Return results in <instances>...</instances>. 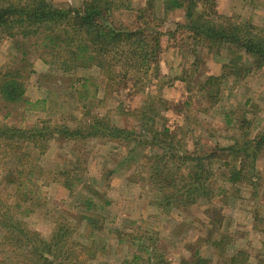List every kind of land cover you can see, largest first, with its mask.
Returning a JSON list of instances; mask_svg holds the SVG:
<instances>
[{
  "label": "rangeland",
  "instance_id": "374dc122",
  "mask_svg": "<svg viewBox=\"0 0 264 264\" xmlns=\"http://www.w3.org/2000/svg\"><path fill=\"white\" fill-rule=\"evenodd\" d=\"M129 2L137 8L143 0ZM214 2L220 15L241 25L264 27V0ZM53 3L57 6L80 5L79 0H53ZM163 17L164 33H169L174 23L184 22L180 12H167ZM171 37L162 38L165 49L159 60L162 80L154 83L152 89L139 92L129 81L114 92L109 90L114 93L111 96L108 91H102L99 96L107 99L104 104L89 100L91 105L87 101L94 96L95 85L83 88L77 82L87 73L64 75L49 70L41 57L49 60L46 50L31 48L30 43L27 47L31 48V53L28 51L24 72L28 76L24 82V98L30 105L6 106L1 103L0 122L27 130L40 127L45 134L51 135L56 127L64 131L81 125L79 122H88L91 116H82L81 112H91L108 118L118 128L138 134L140 122L133 117L132 111H142L155 104L153 100L152 105L149 104L150 98H155L157 88L163 86V101L155 104L161 111L155 129L161 133L167 129L170 136L175 134L179 143L173 145L175 149L183 147L185 152L192 154L197 147L202 153L212 151L221 158L211 164L215 175L206 185L211 187L206 197L198 204L189 201L188 206L172 209L169 213L158 210L154 204L160 201L162 193L159 187L146 181L150 159L158 147L140 145L137 141L118 143L99 138L77 143L53 134L52 140L48 136L47 147L46 143L40 150L32 151V147L22 146L3 158L1 168L10 171L16 164L25 168L16 177L11 176V180L7 178L1 182L0 179V198L12 202V185L22 180L27 184V189L19 193L26 200L24 210L34 201L37 204L35 208L32 206L33 213L25 219L29 230L48 240L55 221L64 222L71 228L70 239L80 246L86 247L93 242L94 245H90L96 256L93 264H122L135 253L147 259L151 250H156V254L169 264H182L184 258L188 260L196 251L202 256L209 255L207 240L209 243L224 241L226 258L243 253L246 259L249 257L247 262L250 264H264V145L257 152L255 162L252 158L247 159L254 178L251 183L226 184L218 169L219 162L235 163L236 156L225 152V148L239 150L245 138L252 140L264 134V68H246L244 63L252 58L241 52L243 60L238 64L246 68L245 73L231 72L220 85L217 84L220 91L216 99L207 100L204 93L199 94V87L192 89L193 92L188 91L178 77L194 63L197 65V71L192 74L194 84L203 86L207 78L225 74V53L201 46L196 48L195 56L192 44H183L182 40L181 43L173 42L169 40ZM12 47L13 43L8 39L0 42V73L18 67L19 58L16 59L14 54L17 57L19 54L12 52ZM87 76L95 84L99 75L93 70ZM44 100L48 102L46 105ZM81 106L87 107L81 111ZM7 114L10 116L6 117ZM18 151L23 152V157ZM133 156L135 161H131ZM179 167L182 170H177L176 176L186 171V165ZM107 170L114 174H108ZM65 184H74L75 188L71 190ZM89 200L93 202L92 207L88 205ZM105 202L110 206L106 207ZM89 216L93 217L91 224L87 222ZM149 246L153 248L149 250Z\"/></svg>",
  "mask_w": 264,
  "mask_h": 264
},
{
  "label": "trees",
  "instance_id": "16d2710c",
  "mask_svg": "<svg viewBox=\"0 0 264 264\" xmlns=\"http://www.w3.org/2000/svg\"><path fill=\"white\" fill-rule=\"evenodd\" d=\"M79 2V6L73 7L57 6L53 0H0V42L3 39L10 40L13 43L11 51L19 54L18 57L14 54L16 59L19 58L18 67L0 73V104L30 105L24 98L26 92L24 82L28 78L24 72L28 63V51L31 48L46 50L49 60L41 57L44 64L49 66V70L64 75L80 71L88 75L96 70L99 76L95 84L87 79L86 74L77 80L83 88H88V85L96 87L94 96L87 101L88 104L91 100L92 103L104 104L107 99L99 96L102 91L104 93L108 91L111 96L114 94L112 92L127 85L129 81L132 82L133 89L139 92L152 89L154 83L162 80L159 60L162 59L165 50L162 38L167 35L172 36L170 41L181 43L182 40L183 44L186 42L192 44L195 56L196 48L201 46L217 48L220 53H225V74L217 78H207L203 86L194 84L192 74L197 71V65L194 63L178 77L188 91L199 87L198 92L204 93V99L215 100L216 94L220 91L217 84L220 85L221 80L227 78L231 72L236 74L240 71L242 74L247 67L256 66L258 70L264 68V27L241 25L234 22V19L220 15L214 0H143L137 8L131 5L129 0H79ZM167 12L182 13L184 22L174 23L169 33H164L163 16ZM30 43H34L35 46L32 47ZM28 44L31 48L27 47ZM241 52L252 58L248 63H244L246 68L238 64L243 60ZM157 89V93H154L156 99L151 97L150 105L153 101L156 103L163 101L161 99L163 86ZM112 99L115 100V97ZM47 103V100L43 101V104ZM155 104L142 111H132L133 117L138 118L140 122L138 134L118 128L112 125L108 118L99 117L91 112L87 114L81 112L82 116H91L88 122L84 121V124L79 122L81 125L72 129L65 128L64 131L56 127L51 135L45 134L40 127L27 130L9 127L0 122V162L14 152L11 150H18L22 146L32 147V151L40 150L45 147L48 136L52 140L53 134L65 136L69 141L77 143L98 138L118 143L137 141L140 145L158 147L156 154L150 159L149 176L146 179L153 187H159L162 193L160 201L154 204L158 210H166L169 213L172 209L179 210L188 206L189 201L198 204L211 191V187L206 186L215 175L211 164L221 158L216 157L212 151L202 153L197 147L192 154L185 152L183 147L173 148L174 144H179L176 142V135L170 136L167 129L163 133L155 129L156 120L161 119V111ZM86 107L81 106V111ZM48 145L49 142L46 147ZM263 145L264 134L252 140L245 138L239 150L233 147L225 148L224 151L235 155L236 160L233 165L230 162H219L218 169L222 171L220 177L223 182L251 183L254 178L249 172L247 159L252 158L255 162L257 152ZM18 155L23 157L24 154L18 151ZM131 161H135L134 156ZM179 165H186V171L183 170V174L176 176V171L182 170ZM22 168H25L24 165L16 164L9 171L0 166L1 182L7 178L11 180V176L16 177ZM110 173L113 175L114 171L109 170L108 174ZM65 186L71 190L75 188L74 184ZM25 189L27 184L17 180L10 192L14 200L10 202L0 198V264H10L9 261L12 264L19 262L88 264L87 261H91L93 264L96 259L95 252L90 246L94 245L93 242L86 247L80 246L81 244L70 239L71 228L64 222L55 221L53 233L48 240L43 239L39 233L29 230L25 219L33 213L32 206L35 208L37 204L34 201L33 205L24 210L26 200L19 193ZM88 205L93 206L92 200H89ZM105 206L109 207L110 204L105 202ZM105 206L102 209H105ZM92 220V216L87 218L89 224ZM208 246L211 251L209 255L202 256L196 251L188 260L184 258L181 263L250 264L247 262L250 261L249 257L246 259L243 253L226 258L223 254L225 248L222 240L210 243L207 240V249ZM152 248L148 247L149 250ZM122 264L169 263L163 261V257L156 254V250H151L147 259L135 253L127 257Z\"/></svg>",
  "mask_w": 264,
  "mask_h": 264
}]
</instances>
